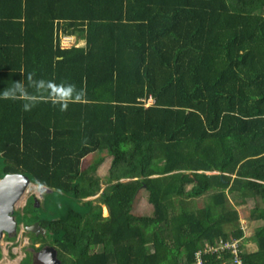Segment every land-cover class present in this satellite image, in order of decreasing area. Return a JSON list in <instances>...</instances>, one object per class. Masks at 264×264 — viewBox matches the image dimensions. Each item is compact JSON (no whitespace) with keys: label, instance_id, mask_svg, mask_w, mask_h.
I'll list each match as a JSON object with an SVG mask.
<instances>
[{"label":"trees","instance_id":"16d2710c","mask_svg":"<svg viewBox=\"0 0 264 264\" xmlns=\"http://www.w3.org/2000/svg\"><path fill=\"white\" fill-rule=\"evenodd\" d=\"M28 74L85 97L25 111L2 93L35 94ZM15 172L51 189L23 224L62 264H231L210 249L229 238L264 264V224L244 249L232 203L260 201L249 218L264 220V0H0V178ZM142 190L153 214L133 212Z\"/></svg>","mask_w":264,"mask_h":264},{"label":"rangeland","instance_id":"374dc122","mask_svg":"<svg viewBox=\"0 0 264 264\" xmlns=\"http://www.w3.org/2000/svg\"><path fill=\"white\" fill-rule=\"evenodd\" d=\"M82 40V39H81ZM85 41L82 40L79 42V44H84ZM91 155H88L86 158L83 159L82 163L83 166L87 165L88 162L91 160ZM111 164V157H106V159L103 161V163L98 167L96 170L95 176L99 178L100 180V186L101 188H105L106 186V179L108 177V171ZM1 179V178H0ZM46 192H49V190L42 188L39 186V184H36L32 181V184H30L25 191L24 195L20 198V200L17 202L15 206V216L16 219L21 222L18 233L14 236L13 239L9 240L6 238V236L2 239V242L0 244V264H29L30 262V251L29 247L34 246L33 242L36 241L34 244H43L46 241H50L48 236L44 233L42 236H33V233L28 232L23 223H26L30 221L32 216L35 214H38L39 206L36 205V203L29 204L28 199L33 196L38 199V204L40 205L42 203V200L44 198V194ZM98 196L95 195L93 197H90L91 199L96 198ZM31 201V200H30ZM205 202V196L198 197L191 199L190 205L193 208H199L202 207ZM233 205L238 209L239 215H240V224L241 227L245 230V236L246 240L245 243H243V248L247 249L250 248L256 249L257 244L253 240V236L255 233L256 228L259 225L264 224V220H253L249 218L250 215V209L253 208L256 204H259L260 201H255L254 199L249 198L246 203L244 204H238L232 202ZM34 206L35 209H34ZM103 215H107L108 211L106 206L102 207ZM133 212L138 215H150L153 214V205L148 201V197L145 191H141L139 193V196L137 197L134 206H133ZM42 217H45V214H42ZM33 221L32 223H34ZM30 223V224H32ZM37 239V240H36ZM51 242V241H50ZM245 245V247H244ZM249 245V247L247 246ZM51 246V245H48ZM247 246V247H246ZM28 255V258L24 259ZM222 254L220 253V256ZM227 261V260H226Z\"/></svg>","mask_w":264,"mask_h":264},{"label":"water","instance_id":"95a60500","mask_svg":"<svg viewBox=\"0 0 264 264\" xmlns=\"http://www.w3.org/2000/svg\"><path fill=\"white\" fill-rule=\"evenodd\" d=\"M30 184H32L31 179L20 172L7 173L0 179V244L6 235L9 237L16 235L19 224L15 216V206ZM39 186L51 191L46 186ZM38 202V199L35 198V203L39 206ZM25 229L36 235L46 232V229L37 221L26 224ZM57 255L58 252L54 246H46L36 253L34 263L62 264Z\"/></svg>","mask_w":264,"mask_h":264},{"label":"clouds","instance_id":"9594fccd","mask_svg":"<svg viewBox=\"0 0 264 264\" xmlns=\"http://www.w3.org/2000/svg\"><path fill=\"white\" fill-rule=\"evenodd\" d=\"M80 41L82 40H79V42ZM26 79H27V86L33 88L35 94H30L27 91L25 83L22 80L14 82L11 87L6 88L2 93V98L4 99L24 100L25 111L31 110V108L34 106L36 102V95L39 94H47L51 98L53 104H59L61 106V110H66L68 103L81 102L85 97V91L83 89L77 90L75 85L72 84H64V83L57 84L54 81L51 80L46 81L43 79L35 80L33 78V74H28ZM228 240H233V238H229ZM237 240L239 241V239Z\"/></svg>","mask_w":264,"mask_h":264},{"label":"built area","instance_id":"2783aa9c","mask_svg":"<svg viewBox=\"0 0 264 264\" xmlns=\"http://www.w3.org/2000/svg\"><path fill=\"white\" fill-rule=\"evenodd\" d=\"M74 44H76V37L74 35H67V34L62 35V37H61V47L62 48H68ZM153 102H154V99L152 97H149L146 100L145 105L147 106ZM210 249L212 251L230 250V252L233 254V259H231V261H230V262H232L231 264H243L242 258L240 256V250H239L237 239L227 240V241L221 240L219 246H217L215 248L210 247ZM226 263H223V264H226ZM197 264H202L200 258H199V262H197Z\"/></svg>","mask_w":264,"mask_h":264},{"label":"flooded vegetation","instance_id":"af4514ba","mask_svg":"<svg viewBox=\"0 0 264 264\" xmlns=\"http://www.w3.org/2000/svg\"><path fill=\"white\" fill-rule=\"evenodd\" d=\"M20 225L21 224H19L18 225V228H17V233H18V231H19V228H20ZM28 231V230H27ZM29 232V231H28ZM16 233V234H17ZM46 246H48V245H44V244H38V245H36V244H34V246H30L29 247V251H30V254H31V258H32V261L34 262V257L36 256V253L38 252V251H40L42 248H44V247H46Z\"/></svg>","mask_w":264,"mask_h":264},{"label":"crops","instance_id":"0c3cea01","mask_svg":"<svg viewBox=\"0 0 264 264\" xmlns=\"http://www.w3.org/2000/svg\"><path fill=\"white\" fill-rule=\"evenodd\" d=\"M80 42H81V41H80ZM245 237H246V236H245ZM244 243H245V242H244ZM247 246L249 247V245H247ZM247 246H246V247H247ZM247 249H250V248H247Z\"/></svg>","mask_w":264,"mask_h":264}]
</instances>
